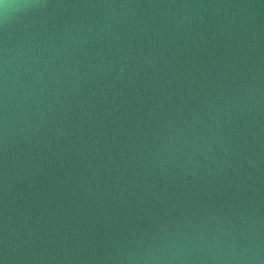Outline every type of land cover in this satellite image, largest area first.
I'll use <instances>...</instances> for the list:
<instances>
[{"label": "water", "instance_id": "water-1", "mask_svg": "<svg viewBox=\"0 0 264 264\" xmlns=\"http://www.w3.org/2000/svg\"><path fill=\"white\" fill-rule=\"evenodd\" d=\"M0 264H264V0H0Z\"/></svg>", "mask_w": 264, "mask_h": 264}]
</instances>
